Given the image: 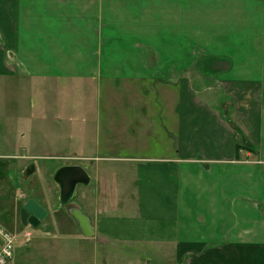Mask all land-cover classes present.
<instances>
[{
	"label": "crops",
	"instance_id": "1",
	"mask_svg": "<svg viewBox=\"0 0 264 264\" xmlns=\"http://www.w3.org/2000/svg\"><path fill=\"white\" fill-rule=\"evenodd\" d=\"M21 81L93 100L57 144L90 164L94 237L51 216L88 242L74 264H264V0H0V83Z\"/></svg>",
	"mask_w": 264,
	"mask_h": 264
},
{
	"label": "rangeland",
	"instance_id": "2",
	"mask_svg": "<svg viewBox=\"0 0 264 264\" xmlns=\"http://www.w3.org/2000/svg\"><path fill=\"white\" fill-rule=\"evenodd\" d=\"M68 86L62 84L61 89L52 93L51 85L31 81L0 83V225L6 231L16 233L18 236L23 231H27L31 236L27 244L21 239L17 242L11 264L77 262L70 258L75 249V245H72L77 243L74 241L72 229H66L63 234L65 237L59 236L51 216L57 211L61 219L71 221L73 219L67 213L68 207L88 210L94 202V195L92 190L88 191V195L92 196L89 197L90 200L85 201V189L78 187L73 201L63 207L59 202L58 188L53 183V177L58 169L67 166L64 165L65 163L83 169L89 168L90 164L85 161L83 154L70 153V148L64 150L57 144L62 143L60 142L64 138L62 134H73L65 124L69 114L72 116L69 118L74 121H71V128L76 130V134L79 132L82 134L84 127L82 120L84 115L89 116L91 112L93 113V100L85 97L84 88L81 90L82 85L75 84L67 88ZM52 94L54 99L46 98L47 95L51 97ZM49 101L57 106V110L52 108L51 104V112H46L44 104L47 105ZM60 112L62 115L59 114ZM74 119L80 122L76 123ZM50 126H57L56 133L48 131ZM21 134L23 138L20 137ZM19 143L38 145L40 152L31 153L28 149L31 155L21 153L13 156L11 147ZM50 143L51 145L54 143L55 147L51 149L52 153L42 154L41 152L50 151ZM60 151L62 153L56 154ZM60 157L62 159H59ZM31 165L34 171L27 174ZM90 170V173L94 174V169L90 167ZM28 201L37 202L49 213L37 228L21 225L20 211ZM57 213L53 214L54 219L59 218ZM114 215H117L116 211L110 210L100 213L98 218ZM81 243L88 242L76 244V251H80L79 255L84 252V245Z\"/></svg>",
	"mask_w": 264,
	"mask_h": 264
},
{
	"label": "water",
	"instance_id": "3",
	"mask_svg": "<svg viewBox=\"0 0 264 264\" xmlns=\"http://www.w3.org/2000/svg\"><path fill=\"white\" fill-rule=\"evenodd\" d=\"M33 171L34 167L31 165L27 174H31ZM53 183L58 188L59 202L61 206L65 207L73 200L76 188L78 186H88L90 178L80 166H66L56 171ZM67 213L77 223L79 231L85 239H92L94 237L89 220L79 209L68 207ZM45 216V212L36 203L29 201L20 211L21 225L23 227L30 226L37 228Z\"/></svg>",
	"mask_w": 264,
	"mask_h": 264
},
{
	"label": "built area",
	"instance_id": "4",
	"mask_svg": "<svg viewBox=\"0 0 264 264\" xmlns=\"http://www.w3.org/2000/svg\"><path fill=\"white\" fill-rule=\"evenodd\" d=\"M59 159H62V157H60ZM64 165L73 166L68 163H65ZM20 239L27 244L30 242L31 236L30 234H28L27 231H23V233L20 236H18L16 233H10L6 231L0 225V264L12 263L15 246ZM102 243H106V242L102 241Z\"/></svg>",
	"mask_w": 264,
	"mask_h": 264
},
{
	"label": "flooded vegetation",
	"instance_id": "5",
	"mask_svg": "<svg viewBox=\"0 0 264 264\" xmlns=\"http://www.w3.org/2000/svg\"><path fill=\"white\" fill-rule=\"evenodd\" d=\"M77 188H78V187H77ZM76 191H77V189H76ZM75 193H76V192H75ZM28 202H29V201H28ZM28 202H27V203H28ZM27 203H26V204H27Z\"/></svg>",
	"mask_w": 264,
	"mask_h": 264
}]
</instances>
